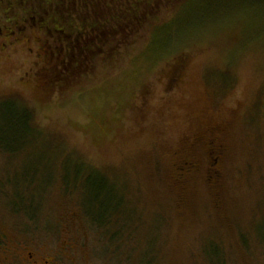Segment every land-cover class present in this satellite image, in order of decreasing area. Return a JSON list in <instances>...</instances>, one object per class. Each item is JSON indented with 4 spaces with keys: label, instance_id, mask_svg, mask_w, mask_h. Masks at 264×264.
Listing matches in <instances>:
<instances>
[{
    "label": "rangeland",
    "instance_id": "obj_1",
    "mask_svg": "<svg viewBox=\"0 0 264 264\" xmlns=\"http://www.w3.org/2000/svg\"><path fill=\"white\" fill-rule=\"evenodd\" d=\"M157 1L163 25L179 7ZM227 3L200 6L209 18L153 65L139 56L157 27L61 83L47 27L0 55L4 231L71 249V264H264V0ZM89 175L108 183L97 202ZM109 189L120 214L93 223Z\"/></svg>",
    "mask_w": 264,
    "mask_h": 264
},
{
    "label": "trees",
    "instance_id": "obj_2",
    "mask_svg": "<svg viewBox=\"0 0 264 264\" xmlns=\"http://www.w3.org/2000/svg\"><path fill=\"white\" fill-rule=\"evenodd\" d=\"M13 1H18L19 4L22 2V6L26 7L24 16L27 21L33 20L38 27H47L52 43L59 42V47H56L58 60L61 59L60 69L63 70L58 75V81L61 83L64 82L62 81L64 80L62 79L64 71H68L67 64L71 65L72 71V65L75 68L77 64L74 63L80 57L83 61L82 68L85 69L88 62L84 61L85 56L90 53L89 56L92 60L102 57L109 54L105 53V48L112 47L116 51L111 54L115 55L122 44H131L138 31L144 27L157 28L151 29L147 47L140 54V59L152 65L157 61H162L168 56L170 57V54L178 49L185 38L193 36L200 29L199 25L201 19H204L206 11L213 8L215 12H218L223 7L222 2L229 3L231 0H203V5H200V0H159V2H165L172 6V10L179 7L172 19L163 25L155 24L161 11L157 0H47L48 3L44 0ZM178 4L182 5L177 6ZM211 4L214 5L211 6ZM200 6L207 10H199ZM210 6L211 8H209ZM191 7L193 9L185 10ZM17 12L19 13V11ZM41 12L42 15H40ZM207 15H205V19L209 18ZM118 27L123 30H118ZM121 32L124 37L118 39ZM50 52L52 56H55V51L51 50ZM180 67L181 62L177 61L171 74H177ZM93 178H95L93 175H89L86 182L91 183L95 193L93 201L97 202L99 194L104 192L101 185L108 186V183L103 179L101 184ZM106 195L107 201L113 202L114 198V204L100 209L99 214L89 211L88 214L93 223L103 225L111 219L116 221L120 214V200L115 199L110 189L106 191ZM99 216L102 219L99 220Z\"/></svg>",
    "mask_w": 264,
    "mask_h": 264
},
{
    "label": "flooded vegetation",
    "instance_id": "obj_3",
    "mask_svg": "<svg viewBox=\"0 0 264 264\" xmlns=\"http://www.w3.org/2000/svg\"><path fill=\"white\" fill-rule=\"evenodd\" d=\"M22 6L13 0H0V55H7V51L15 46H21L27 41L23 37L24 31L29 27H38L34 21L28 20L26 16L17 11ZM18 10H17V9ZM212 155H215L218 163L221 157V150L212 147ZM214 161V160H213ZM181 170L192 168L189 161L182 163ZM21 219V217H20ZM27 218L22 216V220ZM26 231L21 226L16 227V232L4 231L0 223V264H71V249H59L56 252H49L39 244H33L27 239ZM67 246V245H65Z\"/></svg>",
    "mask_w": 264,
    "mask_h": 264
}]
</instances>
